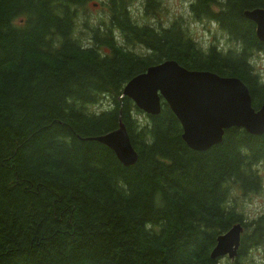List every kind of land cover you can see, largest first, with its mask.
Masks as SVG:
<instances>
[{"label": "trees", "instance_id": "obj_1", "mask_svg": "<svg viewBox=\"0 0 264 264\" xmlns=\"http://www.w3.org/2000/svg\"><path fill=\"white\" fill-rule=\"evenodd\" d=\"M90 1L0 0V264H217L215 238L236 223L239 247L224 264L254 250L264 264V206L251 219L243 210L264 198V134L230 128L195 152L162 100L149 116L120 97L131 77L172 60L237 78L256 110L264 73L249 59L264 44L242 13L264 0H191V20L225 37L206 49L182 18L156 30L132 17L133 0H107L91 23ZM118 119L137 154L129 167L90 140Z\"/></svg>", "mask_w": 264, "mask_h": 264}, {"label": "water", "instance_id": "obj_2", "mask_svg": "<svg viewBox=\"0 0 264 264\" xmlns=\"http://www.w3.org/2000/svg\"><path fill=\"white\" fill-rule=\"evenodd\" d=\"M243 17L253 23L255 38L264 44V9L245 10ZM120 97H126L145 115L155 116L161 100L180 125V138L195 152H204L220 143L224 130L238 128L252 136L264 134V101L254 110L245 85L234 77L208 71L186 70L172 60L148 66L131 77ZM108 148L124 167L132 166L137 154L120 119L117 127L90 138ZM242 227L233 224L215 238L210 259L233 261Z\"/></svg>", "mask_w": 264, "mask_h": 264}, {"label": "rangeland", "instance_id": "obj_3", "mask_svg": "<svg viewBox=\"0 0 264 264\" xmlns=\"http://www.w3.org/2000/svg\"><path fill=\"white\" fill-rule=\"evenodd\" d=\"M107 0H92L86 5L85 17L89 19L91 23H95L96 19L106 18V9L102 4ZM145 0H133L129 6V13L132 17L141 19L139 20L143 24H147L156 30L168 28L174 19L182 18L187 25L188 31L191 34L192 39L200 45L202 49H206L209 42H212V35L215 39L219 40L223 44L224 36L217 28L202 23L193 22L190 17L188 5L191 0H155L152 6L150 14L144 16L143 7ZM81 16L77 20L79 29L83 22ZM226 46V45H220ZM250 64L261 74L264 73V54L258 55V57H250ZM105 107L102 103L99 106H95V110H101ZM258 173L264 179V165L257 166ZM264 188V181H263ZM264 198L261 194L251 196L249 199L244 200L243 210L247 219L254 218L263 209ZM226 258L217 260V264H224ZM259 260L258 250L251 251L245 258V264L257 263Z\"/></svg>", "mask_w": 264, "mask_h": 264}]
</instances>
